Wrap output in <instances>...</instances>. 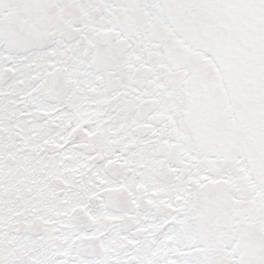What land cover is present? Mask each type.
<instances>
[{"label":"snow or ice","instance_id":"6c2138e0","mask_svg":"<svg viewBox=\"0 0 264 264\" xmlns=\"http://www.w3.org/2000/svg\"><path fill=\"white\" fill-rule=\"evenodd\" d=\"M0 264H264V0H0Z\"/></svg>","mask_w":264,"mask_h":264}]
</instances>
